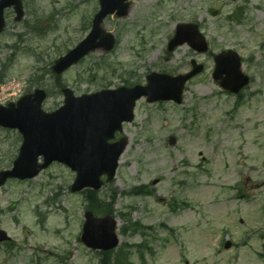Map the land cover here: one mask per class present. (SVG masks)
I'll list each match as a JSON object with an SVG mask.
<instances>
[{
	"label": "rangeland",
	"instance_id": "rangeland-1",
	"mask_svg": "<svg viewBox=\"0 0 264 264\" xmlns=\"http://www.w3.org/2000/svg\"><path fill=\"white\" fill-rule=\"evenodd\" d=\"M23 3L25 18L17 22L10 11L0 35V104L42 88L50 94L43 107L52 112L64 103L60 85L79 96L146 85L152 72L179 75L193 59L205 65L181 105L137 103L122 135L129 146L99 196L115 201L121 236L116 252L125 248L130 264H226L225 240L240 241L246 228L232 221L249 216L244 204L231 200L239 192L264 198V0H132L127 15L104 20L115 48L91 53L59 80L52 66L87 37L99 0ZM189 23L199 24L210 52L241 55L252 79L242 97L214 80L210 53L196 54L188 45L167 50L177 26ZM21 144L17 130L0 128V171L12 167ZM75 178L54 163L32 180L0 187V228L13 240L0 247V264L100 263L99 252L81 243L88 202L85 192H71ZM140 186L151 194L130 193ZM131 223L150 229L134 233ZM146 241L154 253L143 262L126 245Z\"/></svg>",
	"mask_w": 264,
	"mask_h": 264
},
{
	"label": "water",
	"instance_id": "water-1",
	"mask_svg": "<svg viewBox=\"0 0 264 264\" xmlns=\"http://www.w3.org/2000/svg\"><path fill=\"white\" fill-rule=\"evenodd\" d=\"M128 0H101L102 10L95 17L93 31L87 40L60 58L54 67L61 74L77 64L89 52L98 48L106 51L114 47V37L102 29L104 18L118 10V16L127 14ZM14 7L17 20L24 16L21 0L0 1V33L5 27L4 10ZM99 40V42H97ZM188 43L198 52L208 51V45L198 26L180 25L170 50ZM214 78L227 91L239 93L249 84V78L242 73L241 60L233 51L223 52L215 58ZM194 69L186 75L176 77L153 73L148 76L146 87L105 90L94 95L76 98L71 90H64L65 106L53 113L42 110L46 97L42 91L23 97L17 105L0 107V126L17 128L24 136L23 146L14 168L0 173V186L10 178L28 179L36 177L54 161L70 166L77 172L72 191L86 188L99 190L104 182L103 175L111 182L117 172L119 159L128 146L126 138L109 143L117 132H123L124 122L134 119L136 102L147 97L149 103L157 101L182 102L186 83L200 74L204 67L193 62ZM170 144L176 139L171 137ZM44 156V164L39 158ZM84 242L91 248L112 250L120 239L116 233L117 221L110 215L96 218L92 212L85 215ZM5 232L0 231V243L7 241Z\"/></svg>",
	"mask_w": 264,
	"mask_h": 264
},
{
	"label": "flooded vegetation",
	"instance_id": "flooded-vegetation-1",
	"mask_svg": "<svg viewBox=\"0 0 264 264\" xmlns=\"http://www.w3.org/2000/svg\"><path fill=\"white\" fill-rule=\"evenodd\" d=\"M249 211L248 220L234 219L235 226L246 227L240 241L229 240L226 264H264V198H234ZM231 224V230H233Z\"/></svg>",
	"mask_w": 264,
	"mask_h": 264
},
{
	"label": "trees",
	"instance_id": "trees-1",
	"mask_svg": "<svg viewBox=\"0 0 264 264\" xmlns=\"http://www.w3.org/2000/svg\"><path fill=\"white\" fill-rule=\"evenodd\" d=\"M147 190H148L147 187L142 186L138 189L133 190L131 193L135 195H143V194L150 195L151 193ZM85 195H86L85 196L86 201L88 202V205H87L88 210H92L98 215L114 213V209H113L115 205L114 200L108 203L99 196L98 192H94L91 190L86 191ZM130 227L134 229L135 232H137V229L143 228V225L139 223H131ZM129 254L130 253H128V251H126L125 248L122 249L120 252H117L114 255H113V252L100 253L101 259H100L99 264H130Z\"/></svg>",
	"mask_w": 264,
	"mask_h": 264
}]
</instances>
